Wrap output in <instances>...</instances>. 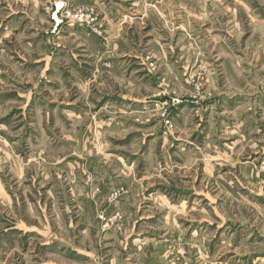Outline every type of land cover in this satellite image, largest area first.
<instances>
[{
    "label": "rangeland",
    "instance_id": "obj_1",
    "mask_svg": "<svg viewBox=\"0 0 264 264\" xmlns=\"http://www.w3.org/2000/svg\"><path fill=\"white\" fill-rule=\"evenodd\" d=\"M0 264H264V0H0Z\"/></svg>",
    "mask_w": 264,
    "mask_h": 264
}]
</instances>
